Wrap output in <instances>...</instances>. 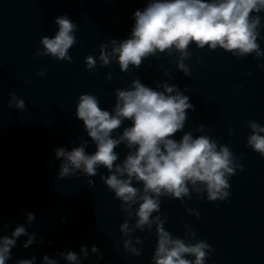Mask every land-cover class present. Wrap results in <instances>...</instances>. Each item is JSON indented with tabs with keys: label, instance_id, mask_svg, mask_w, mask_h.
Segmentation results:
<instances>
[{
	"label": "water",
	"instance_id": "water-1",
	"mask_svg": "<svg viewBox=\"0 0 264 264\" xmlns=\"http://www.w3.org/2000/svg\"><path fill=\"white\" fill-rule=\"evenodd\" d=\"M147 2L0 0V235H11L18 224L26 228L6 264L33 257L34 264H45V254L57 264H75L61 255L69 250L78 254L79 264H156L158 221L137 227L139 201L126 204L116 197L102 179L110 171L104 166L92 176L58 177L62 158L54 152L83 141L86 151H94V142L75 114L79 95L95 94L99 106L111 112L116 90L133 87L134 79L159 90L164 83L176 85L189 97L193 107L186 109L176 139L185 132L204 135L218 149L227 146L232 152L226 199L209 200L202 185L189 184L182 198L161 196L159 211L152 217L158 216L174 237L209 243L206 264H264V155L248 143L254 131L251 123L264 125V9L251 13L261 18L259 56L192 42L188 56L181 57L176 49L158 50L126 71L114 57L104 64L102 46L110 51L113 40L126 38L134 24L132 13ZM62 14L77 25L76 42L68 49L71 61L38 54L41 37L55 33V17ZM89 55L96 60L91 69ZM181 59L188 74L177 66ZM42 69L46 71L41 75ZM13 92L25 100L24 108L9 106ZM130 123L125 119L112 135L119 136ZM114 150L119 153L115 164L130 149L121 141ZM131 182L142 190L141 181ZM29 212L34 214L31 221ZM125 221L127 232L120 227ZM32 233L34 242L23 247Z\"/></svg>",
	"mask_w": 264,
	"mask_h": 264
},
{
	"label": "clouds",
	"instance_id": "clouds-1",
	"mask_svg": "<svg viewBox=\"0 0 264 264\" xmlns=\"http://www.w3.org/2000/svg\"><path fill=\"white\" fill-rule=\"evenodd\" d=\"M262 9L264 0H148L143 9L137 8L132 13L134 24L130 34L118 42L113 40L110 51L106 50V45L102 46L100 60L107 64L114 57L121 70L126 71L130 64L138 67L143 58L158 50L176 49L181 57L188 56L187 49L192 42L211 49L219 46L240 56L250 52L259 56L262 52L257 37L261 18L251 13ZM55 22L58 25L55 33L41 37L43 48L38 54L71 61L68 49L76 42L77 25L67 14L55 17ZM86 61L89 69L96 64L91 55ZM177 66L189 73L182 59ZM44 71L46 69L40 74ZM132 85L116 90V104L111 112L99 106L95 94L83 92L79 95L75 114L83 121L95 150L86 151L87 141L70 148L56 147V157L62 158L57 175L61 178L80 173L92 176L98 167H106L110 171L102 179L116 197L126 204L139 201L137 227L150 225L153 219L158 221L153 256L156 264H206L205 258L209 254L206 249L211 248L209 243L202 239L189 243L174 237L163 227V221L158 216L152 217V213L159 211L161 196L182 198L189 193V184L202 185L209 200L226 199L230 195L229 174L233 173L232 152L227 146L218 149L216 142L208 136L193 137L185 132L179 139L174 137L184 126L186 109L193 107L189 97L178 91L176 85L164 83L163 90H159L139 79H134ZM8 104L21 109L26 106L25 100L17 97L15 92L11 93ZM125 119L131 123L114 137L113 131ZM251 127L254 131L249 135L248 143L264 155V135L260 134L264 133V125L253 121ZM121 141L130 150L122 162L114 164L119 155L114 149ZM133 179L142 182V190L132 184ZM27 219L33 220L34 214L29 212ZM120 227L127 232V221ZM25 233V226L18 224L11 235H0V264H6L17 238ZM34 239L35 233L29 234L23 247H28ZM80 251L87 255L84 245ZM92 251H97L96 245H92ZM185 254H192L194 259H188ZM61 255L67 261L79 264L75 251ZM34 260V257L22 258L16 264H34ZM43 260L45 264H57V260L47 254Z\"/></svg>",
	"mask_w": 264,
	"mask_h": 264
}]
</instances>
